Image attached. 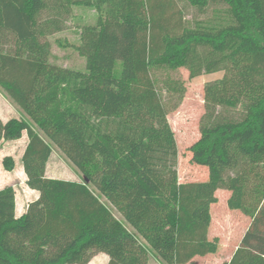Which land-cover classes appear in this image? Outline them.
Listing matches in <instances>:
<instances>
[{
	"label": "trees",
	"instance_id": "obj_1",
	"mask_svg": "<svg viewBox=\"0 0 264 264\" xmlns=\"http://www.w3.org/2000/svg\"><path fill=\"white\" fill-rule=\"evenodd\" d=\"M187 1L204 9L217 0ZM220 1L230 23L188 27L169 13L172 0H0V88L48 138L24 118H0V140L27 132L22 162L40 192L17 217L14 188L0 190V264H88L99 252L108 264H148L150 256L187 264L214 251L209 208L219 188L251 218L228 264H264V0ZM82 3L102 11L81 31L84 74L40 86L46 36ZM163 67H186L192 77L224 70L205 86V122L190 148L207 181H179L175 133L153 74ZM87 88L123 101L113 111L95 106L78 94ZM54 146L81 181L46 176ZM3 163L15 167L11 156Z\"/></svg>",
	"mask_w": 264,
	"mask_h": 264
},
{
	"label": "rangeland",
	"instance_id": "obj_2",
	"mask_svg": "<svg viewBox=\"0 0 264 264\" xmlns=\"http://www.w3.org/2000/svg\"><path fill=\"white\" fill-rule=\"evenodd\" d=\"M173 8L169 13L176 20L183 18V23L188 27H196L199 24L207 26H223L232 21L228 6L220 0L213 1L204 9L193 6L187 0H172ZM53 10L44 13V17H51ZM102 11L91 4L72 5L68 12H64L59 18L60 30L46 36L51 42V55L49 63L45 66L46 72L41 80L51 85L60 78L70 75L81 76L86 69V58L82 56L77 46L81 43V31L86 25L97 23ZM54 29V28H53ZM154 76L158 80V86L168 109V119L175 133L178 148L177 170L180 182L207 181L209 169L197 165L192 160L191 146L201 136V127L205 122V86L224 75V70L215 72H202L192 77L186 67L176 70L159 68L154 70ZM174 81L177 91H169L167 82ZM50 83V84H49ZM167 85V86H166ZM44 89V88H43ZM42 89V91H43ZM79 96L95 106L104 105L113 111L123 99L109 94L105 91L87 88L78 91ZM235 111L234 114H238ZM0 118L6 122L11 118H24L48 140L43 130L38 127L25 110L21 109L0 88ZM28 142L27 132L24 131L19 139L0 140V190L11 186L21 189L28 184L26 172L22 162V156ZM11 156L15 167L7 170L3 160ZM46 171L50 176L64 179L82 180V175L70 160L54 146L52 157H50ZM46 173V172H45ZM28 178V176H27ZM15 191V188H14ZM232 191L219 188L215 192L216 201L210 205V225L208 238L214 246V251L205 256H196L187 264H228L233 253L240 245L241 240L251 224V218L244 214L241 209L233 208L229 199ZM113 210L114 214L121 218L120 213L105 198L102 199ZM132 230V227L128 226ZM91 264H104L101 257H97ZM148 264H162L155 257L150 256Z\"/></svg>",
	"mask_w": 264,
	"mask_h": 264
},
{
	"label": "crops",
	"instance_id": "obj_3",
	"mask_svg": "<svg viewBox=\"0 0 264 264\" xmlns=\"http://www.w3.org/2000/svg\"><path fill=\"white\" fill-rule=\"evenodd\" d=\"M51 157H52V155H51ZM46 176L51 177V178H58L56 176H50L47 171H46ZM27 179L28 178H27V174H26L25 180L27 181ZM59 179H64V178H59ZM69 180H74V179H69ZM74 181H79V180H74ZM14 188H15V214L17 217H20L27 211L29 204L32 203L33 201L37 200L40 197V192L38 190L30 187L27 183L25 185L21 186V189L16 188V185L14 184ZM112 212H113V210H112ZM120 215H121V213H120ZM118 219L122 220L123 219L122 215H121V218H118ZM127 226H129V225L127 224ZM97 257H101V259L104 261V264L109 263V260H110L109 255L104 253V252H99L92 258V260L88 264H91L92 262H94V260Z\"/></svg>",
	"mask_w": 264,
	"mask_h": 264
}]
</instances>
